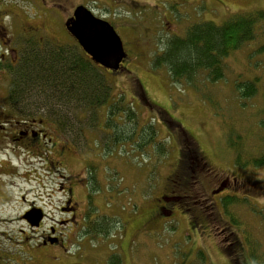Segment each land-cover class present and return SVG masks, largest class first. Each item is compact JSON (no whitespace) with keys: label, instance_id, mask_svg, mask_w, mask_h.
Here are the masks:
<instances>
[{"label":"rangeland","instance_id":"rangeland-1","mask_svg":"<svg viewBox=\"0 0 264 264\" xmlns=\"http://www.w3.org/2000/svg\"><path fill=\"white\" fill-rule=\"evenodd\" d=\"M124 1L126 6L118 8L106 0H0V23H6L11 31L16 32V27L25 22L33 23L34 27L43 29V37L71 44L74 52L82 49L76 41L71 43L73 39L65 22L72 16L73 5L91 6L88 8L95 15L115 27L128 55L127 70L122 73L97 67L108 80L109 97H121L132 104L124 119L120 116L123 106L113 107V120L106 123V107L85 110L79 101L62 104L38 92L27 91L28 100L20 105L14 97V114L20 120H83L73 127L61 128L65 130L61 135L72 140L70 131L75 128L78 133L74 134L78 138L81 135L85 142L87 156L77 163L63 158L59 171L30 159L28 164L20 165V175L14 174L11 181L0 178V185L5 187L7 183L11 187L5 198L0 192L1 204L8 201L0 210L2 219L6 220L0 223V248L9 249L8 259L0 260V264H232L231 259L239 264H251L249 253L253 250L264 258V220L251 207L256 205L255 208L264 211V166L236 163L240 158L236 149L245 161L264 156V131L260 127L264 115V23L258 27L254 41L224 61L225 79L216 84L206 85L205 75L201 74L203 78L199 75L194 83L198 89L184 82L175 86L165 69L154 70L151 66L164 42L170 37L183 36L190 25L203 21L223 25L236 15L264 10V0ZM134 2L138 5H133ZM239 81L257 83L258 91L252 99L243 101L238 97L234 84ZM6 83L7 77H0V97L5 96ZM0 103L6 107L4 98ZM157 105L166 109L184 129L182 139L193 144L196 154L187 156L198 164L200 192L208 203L216 206L208 212H202L198 204L196 208L204 214L203 219L212 215L205 220L214 222L217 227L214 230L196 231L191 227V219L195 220L192 201L196 200L175 202L174 206L185 203L191 211H175L173 219L168 221L156 211L158 199L169 191L165 186L167 182L170 186L173 180L180 155L179 143L170 135L174 121L160 111L165 120L159 124V115L154 111ZM119 122H126L132 139L108 145L111 128L116 134L117 128L113 127L119 126ZM54 123L52 128L59 130ZM151 126L156 136L141 139V134ZM135 132L140 133L137 140ZM79 155L82 157V152ZM84 161L90 165L87 171L82 170ZM203 162L208 166L201 169ZM68 174L88 177L90 194L94 197V202L83 201L80 190L84 188L86 192L87 188L77 186L76 201L84 211L81 215L86 216L84 221L79 219L84 232L78 234L74 227L71 233L60 229L66 250L62 247L38 250L41 234L49 233L52 226L57 227V222L52 223L48 218L51 215L59 218L61 199L56 186L60 176ZM234 180L244 183L234 184ZM250 181L254 188L250 187ZM212 192L217 195L212 196ZM175 193L183 195L179 191ZM225 198H238L245 204L225 207L220 204ZM247 199L252 203H247ZM31 201L48 214L37 234L28 229L23 219ZM225 212L234 216L237 225ZM231 239H236V244L229 247ZM21 241L25 244L21 245ZM226 250L231 251L228 256L224 254Z\"/></svg>","mask_w":264,"mask_h":264},{"label":"trees","instance_id":"trees-1","mask_svg":"<svg viewBox=\"0 0 264 264\" xmlns=\"http://www.w3.org/2000/svg\"><path fill=\"white\" fill-rule=\"evenodd\" d=\"M132 4L135 5L136 3ZM263 23L264 10L256 13L236 15L223 25L204 21L192 24L185 30L183 36L170 37L164 42L163 49L154 56L151 66L154 70L165 69L171 84L175 86L181 85L184 82L186 85L198 89L194 83L196 82V78L201 74L205 75V78H203L202 75L200 77L204 79L206 85H208L207 83L212 85L216 84L225 79L224 61L232 53L254 41L258 27ZM43 38L44 46L42 48L35 43L34 36H29L28 38L29 41H27V43L30 52H24L23 56L29 60V63H20L14 73L12 79V83L15 86L13 99L15 97L16 100H18L17 103L20 105L28 100L27 97L29 92H33V94H37L38 92L39 94H46L49 100L54 99V101L62 104H72L73 102L79 101L81 102V108L85 110L106 107L107 121L104 120L106 123H110L113 120L111 114L113 107L123 106V109L120 110L119 108V110L121 118L124 119L126 111H131L132 104L127 103V101H122L121 97L119 99H110L111 89L109 88L108 80L100 72L101 68L99 67L100 69H98L96 64L92 62L84 52H74V49H70L72 48L70 45L67 48L66 44H53L51 38ZM24 89H28V93L24 92ZM234 90L241 100L248 101L256 95L258 91L257 83L254 81L235 82ZM156 108L166 116L172 118L169 116L166 109L159 105H157L155 109ZM134 112L132 115H135L136 112ZM126 122L113 127L117 128L116 134L115 129L111 128V139L109 142H106L108 145L127 142L132 139V131L125 125ZM175 127L178 134L182 133L183 128L180 127L179 123L176 122ZM260 127L264 131V115L260 122ZM119 129H122V133H120ZM147 129L150 130H146L144 134L142 133L141 139L148 140L147 137L154 138L156 136V131L153 126ZM139 135L140 133L138 134L135 132L136 140ZM132 142L134 143V140H132ZM187 142L189 141L183 140L184 145H186ZM149 143L151 142L149 141ZM191 145V149L188 150L187 155L190 153L196 154L192 148L193 144ZM236 153L240 156L236 163L242 166H264V156L255 157L253 160L246 159L245 161L238 149H236ZM184 160L185 158L183 154H181L178 159L177 167H182V171L189 173L188 166H185ZM172 199L171 192L160 197V205L156 210L159 215L164 216L166 209L163 207V203H171L173 202ZM247 203L252 202L247 199ZM220 204L228 207L231 204L243 205L245 202L238 198L237 200L225 198L221 199ZM255 206L256 205H251L252 210H255L258 215H261L264 220V211L255 208ZM215 207L216 206L213 208ZM223 209L227 211L228 208ZM174 210L180 213L187 212L184 205L175 206ZM197 215L202 218L204 214L199 212ZM225 215L232 223L234 222V224L237 225L234 216L230 217L226 212ZM193 221L194 220L191 219V227L194 230L200 231L202 228L208 229L207 225L209 222L207 220L203 221L202 219H196L194 222H197V224ZM231 244H236V239H233V241L231 239L229 247ZM230 252L231 251L226 250L224 254L228 256ZM249 254L251 264H264V258H261L255 250ZM233 261L235 260L233 259ZM234 264H239V262H234Z\"/></svg>","mask_w":264,"mask_h":264},{"label":"flooded vegetation","instance_id":"flooded-vegetation-1","mask_svg":"<svg viewBox=\"0 0 264 264\" xmlns=\"http://www.w3.org/2000/svg\"><path fill=\"white\" fill-rule=\"evenodd\" d=\"M61 1V0H56ZM109 5H114L115 7L125 6L126 1L124 0H106ZM55 5H57L55 3ZM79 6V5H78ZM78 6H72V14L73 9L77 8ZM75 7V8H74ZM112 8L111 6H109ZM35 25L25 22L16 27V32L11 31L8 28L6 23H0V77H7V83L5 88V96L0 97V100H5V108L0 103V178L7 177L10 181L13 178L14 174L20 175V168L22 164H28L30 159H37L42 164H45L47 168L55 167L56 171H59L62 166L61 160L71 159L74 163H77L79 160L83 161V159L87 156V149L85 142L81 138H79L74 133L77 131L75 128L71 132L72 140H65L62 138V133H65V130L61 129L64 126L73 127L77 123L83 122V120H79L77 118L72 119L71 121L58 119L52 120L48 122L46 119L43 118H28L25 120L18 119L14 114V102H13V93L15 91V86L12 83V79L14 77V73L17 70V67L20 63H29L28 59H26L23 54L24 52H30L29 45L27 41H29V36H34L35 43L39 47H43V29L39 27H34ZM21 38V39H20ZM22 40H23V47H22ZM51 42L53 44H60L57 41L51 38ZM71 46V44H70ZM22 47V48H21ZM121 70H124V65L121 67ZM24 92H27L28 89H24ZM90 106V105H89ZM163 114V113H161ZM161 120H165L161 118ZM55 122V123H54ZM56 124L59 126V130H54L52 128V124ZM176 124L172 122V126ZM122 126V125H121ZM171 126V127H172ZM122 129H119L120 133ZM78 133V131H77ZM182 133L176 135V140L179 143V153H185V166H188L189 173H185L182 167H177L178 161L176 163V170L172 174V179L170 180L172 184L170 186L167 184L165 188L169 191L164 193L165 195L171 192L172 197L176 198V201L171 203H163V207L170 212L175 209V202L179 201L180 199H184L185 201H192L194 205L193 211L195 212L194 216L196 219H202L199 215V211L197 210V205H199L200 210L202 212H208L213 210V204L208 203V199L204 198V195L200 192V185L201 180L197 177L196 169L198 164L193 160H188L186 155L188 150H190V143L187 142L186 145L183 144ZM108 140L111 139V136L107 138ZM108 140L106 142H108ZM55 152L57 153V157H54ZM80 152H82V157H80ZM52 153V156L49 155ZM54 158V159H53ZM15 159V160H14ZM203 160V158H202ZM16 162V163H15ZM20 162V163H19ZM84 169L86 170L90 167L88 161H84L83 163ZM20 166V167H18ZM207 163L203 162L201 169L207 168ZM191 169L192 172H191ZM209 168L204 171V174H207ZM194 173V174H192ZM69 175V174H68ZM18 177V176H16ZM85 179H87V183H85ZM83 179V177H76V176H60V182L57 184V193L60 195V207L57 211L59 215V220L55 219L52 215L50 216L49 221L52 223L57 222V227L52 226L51 231L44 232L41 234L40 239L42 242L37 244L38 250H53L58 247H65V242L63 243L62 236L63 232L62 229H67L70 233L73 231L71 227L77 229L78 234H82V228L79 227L81 221H84L86 216H82L81 214L84 212L80 209L79 203L76 201V194L75 191L77 186H81L83 188L86 187V192L82 189L80 190L83 195V201L93 200L90 194V183L88 177ZM242 184L244 182H239L234 180V184ZM0 185V192H2L3 197L5 198L7 194L10 193L11 187ZM250 187L254 188V183L250 181ZM176 191L182 192L183 195L180 196L179 194L175 193ZM250 191V190H248ZM163 194V195H164ZM217 193L212 192V196H216ZM26 200V199H25ZM182 203V202H180ZM8 205V201L6 203L1 204L0 202V210L3 206ZM186 206V204H183ZM37 207L35 206V202L31 201L28 204V209ZM186 208V207H185ZM187 212L191 211V209L186 208ZM29 211V210H27ZM26 211V212H27ZM175 211V210H174ZM25 212V213H26ZM46 213H44L45 219L47 218ZM2 215L0 214V223H5L4 219H2ZM171 217H166V219H170ZM210 218L212 215L209 216ZM205 219H210L206 218ZM79 219L81 221H79ZM193 220V219H192ZM194 220V221H195ZM193 221V222H194ZM26 223V222H25ZM197 224V222H194ZM28 229L37 234L39 229L42 228V225L39 229H31L28 224L26 223ZM208 229L214 230L217 227L214 226V222H209L207 225ZM61 229V230H60ZM23 232V231H22ZM29 239V235L25 238V241ZM24 245L25 242L21 241ZM53 242V243H51ZM13 245V243H11ZM0 260L8 259L6 251L9 249H2L0 248ZM58 250V249H56ZM61 250V249H59ZM66 250V249H63ZM48 256H52L49 254Z\"/></svg>","mask_w":264,"mask_h":264},{"label":"water","instance_id":"water-1","mask_svg":"<svg viewBox=\"0 0 264 264\" xmlns=\"http://www.w3.org/2000/svg\"><path fill=\"white\" fill-rule=\"evenodd\" d=\"M66 28L95 63L112 71L120 69L126 59V52L121 38L108 22L79 6L66 23ZM24 219L32 227H39L43 214L41 210H31Z\"/></svg>","mask_w":264,"mask_h":264}]
</instances>
